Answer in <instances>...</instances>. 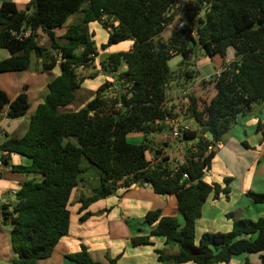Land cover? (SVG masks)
Here are the masks:
<instances>
[{
    "label": "trees",
    "instance_id": "1",
    "mask_svg": "<svg viewBox=\"0 0 264 264\" xmlns=\"http://www.w3.org/2000/svg\"><path fill=\"white\" fill-rule=\"evenodd\" d=\"M183 6L189 25L194 28L198 23L199 48L184 30L174 28L168 39L160 37ZM79 11L81 22L68 26L62 38L65 43L59 44L54 31ZM90 22H99L108 30L102 50L132 41L131 50L112 53L99 63L98 73L112 77L125 93L119 98L106 97L104 92L111 84L104 83L84 108L60 113L58 109L74 100L82 82L96 75H79L81 66L94 68L96 49L81 26ZM26 31L30 33L24 37ZM39 31L50 41L49 47L37 45ZM0 48L9 53L0 61V73L27 71L32 56L40 60L42 71L60 69L47 84L45 100L29 117L25 134L19 139L6 136L0 144L6 165L12 154L29 161L26 166H10L28 179L16 190L15 201L3 208L15 255L12 264H36L48 258L67 235L68 205L82 171L81 159L101 172L99 187L81 201L82 208L111 195L125 178L151 183L154 193L175 197L182 223L176 217L161 216L159 210L144 216L153 226L150 235L166 237L177 249L175 254L155 251L157 261L228 264L237 256L257 254L259 264H264V219L234 220L229 232L203 233L195 243V223L202 205L211 194L218 198L230 193L229 178L223 179V186L202 180L214 157V149L207 152V147L215 148L239 116L264 101V0H33L25 11L4 2L0 5ZM229 48L234 59L223 64L217 79L210 81L214 95L209 102L199 107L196 98L187 95L188 107L182 113L194 129L185 131L176 142H194L174 170L169 158L161 150L154 152L147 140L168 130L165 122L177 117L164 107L166 89L177 79L196 78L197 71L189 63L196 49L206 57H223ZM174 55L181 56L175 72L168 66ZM6 106L7 119L23 117L29 109L28 97L20 93L9 100L0 89V110ZM255 131L264 143L259 122ZM134 132L143 136L138 145L127 142V135ZM152 151L153 157L147 159ZM246 197L254 204H264V194L247 192ZM148 240L138 237L133 243L146 245ZM67 258L76 264H98L83 246Z\"/></svg>",
    "mask_w": 264,
    "mask_h": 264
},
{
    "label": "crops",
    "instance_id": "2",
    "mask_svg": "<svg viewBox=\"0 0 264 264\" xmlns=\"http://www.w3.org/2000/svg\"><path fill=\"white\" fill-rule=\"evenodd\" d=\"M32 1L0 0V5L9 2L13 3L18 11H25L27 5ZM81 20L82 13L80 11L71 14L61 27L62 29L55 33L57 42L64 44L65 40L62 38L66 28L80 23ZM92 23L95 26H101L107 31V35L108 30L99 22L86 24L85 32L89 39L95 43V32L90 30V28L95 27L91 25ZM168 26L172 27V25ZM36 42L38 46L43 48L49 47L50 44L48 38L41 35L40 31ZM121 45V49L115 52L111 50V46L102 50L100 46L94 45L96 49L93 62L94 68L96 69L97 62L99 67V63L110 54L127 52L132 49V41L122 42ZM80 51L79 49L77 52ZM233 52L229 48L225 56L220 59L207 57L198 61V67L208 66L207 64L210 63L217 68L213 71L208 66L206 71L202 69V73H199L200 70L195 69L197 71L195 81L194 79H178L175 81L177 83L175 86L174 82L169 84L166 89L164 107L171 110L180 121L189 122L190 127L194 129L193 122L182 114L188 106L187 95L194 96L199 107L204 103H208L214 95V90L213 85L207 79L220 71L223 64L233 61ZM8 57L9 53L0 48V61ZM31 66L33 67L31 68ZM59 73L58 66L49 71H42L40 60L37 62L34 56L31 57V65L27 71L0 73V89L5 92L8 99L12 100L18 94L25 93L29 102L27 114L16 119L5 117L7 106L0 110V144L6 136L19 139L25 134L29 126V117L34 113L36 106L46 98L48 93L47 84ZM94 78H101V83L89 84L88 88H91V90H87V80L85 79L79 88L80 91L78 92V89L75 91V98L72 101L74 107H77L74 103L78 99L81 100L82 105L86 106L100 85L115 83L112 77L102 73H97L94 77L87 79L93 81ZM184 82L187 83L185 87H183ZM201 83H204V85H201ZM77 92L81 94V97H77ZM87 92H93L88 100L85 97ZM72 102L62 107L63 109L59 108L58 111L65 113L81 109H72ZM253 115L256 118L250 122V127H244L243 119H237V125L229 130L227 134H224L216 145L217 150H214L210 168L204 172L202 180L207 184L217 183L223 186V179L229 178L232 180L229 184L230 193L228 197L221 194L218 198H213L212 194L209 195L202 205L200 217L195 223V243L198 242L203 233L229 232L234 220L247 219L254 221V219L257 220L262 217L264 219V204H254L246 197L247 192L264 194V143H262L261 134L255 131L256 125L251 126L259 122L264 128V101L253 109ZM140 138L135 137L136 142H131V144H140L142 142ZM147 140L149 145L153 147L154 152L158 149L162 151V154L164 152L170 154L168 158L173 167L175 166L173 161L183 162V155L178 153L179 149L181 148L184 151L185 145L188 146L194 142L178 143L173 141L168 130L148 136ZM225 150L228 153L227 164L223 161V156H226ZM153 151L147 154V159L151 160L154 155ZM7 160L9 165L13 167L29 165L27 159L16 154L8 156ZM10 166H5L0 170V205L2 202L12 204L15 200L10 192L18 190L23 182L28 179L24 175L12 171ZM80 168L82 171L77 177V184L71 193L68 205L70 219L67 235L55 246L52 254L48 257L49 261L40 263L45 260L42 259L37 261L36 264L69 263L71 260L67 258V255L78 252L81 246L86 249L89 258L98 264H110V260H115L114 264H172L171 262L161 263L157 261L155 251L175 254L176 247L167 243L164 236H151L153 226L145 222L144 216L149 211L159 210L161 216L176 217L182 223V218L177 212L175 197L173 195L156 194L152 187L143 185L145 182H136L132 181L131 178H125L117 183L116 189L111 195L91 202L85 208H82L81 201L88 199L92 195V191L99 187L101 172L85 159H81ZM7 231L10 233L8 222L2 221L0 223V250L10 244ZM138 237H149L148 244H134L133 240ZM237 257L233 258L228 264H251L249 260L255 261L250 256Z\"/></svg>",
    "mask_w": 264,
    "mask_h": 264
},
{
    "label": "rangeland",
    "instance_id": "3",
    "mask_svg": "<svg viewBox=\"0 0 264 264\" xmlns=\"http://www.w3.org/2000/svg\"><path fill=\"white\" fill-rule=\"evenodd\" d=\"M203 13V12H202ZM201 13V14H202ZM92 26H95V24L94 23H92L91 24ZM171 25H172V27L171 26H167L166 28H165V31L162 33V36H161V38L163 39V40H166V39H168L169 37L168 36H170L171 34H172V32H173V30H174V28H175V26L173 25V23H171ZM81 26H82V29L83 30H85V28H86V25H83V24H81ZM60 29H62V28H57L54 32L56 33V31H59ZM90 30L92 31H94L95 32V38H94V45H97L98 47L101 45V44H104V43H106V41H107V31L106 30H104L101 26H99V25H97V26H95V27H93V28H90ZM63 32H64V30H63ZM62 32V33H63ZM194 37V36H193ZM57 38V37H56ZM122 43H119V44H117V45H113V46H111V50L113 51V52H115L116 50H118V49H121L120 47L122 46L121 45ZM196 48H199V46H197ZM212 57H217L218 59H220L222 56H220L219 54H216V55H213ZM205 58H207L204 54H203V52H202V50L201 49H196L195 50V52L193 53V55H192V57L190 58V61H189V63H190V65H191V67L193 68V69H197V71H199V73H202V69H203V71H206L207 70V67L209 66V69L210 70H215L217 67H215L214 65H212V64H207L208 66H206V65H204V66H202V67H198V61H200V60H203V59H205ZM180 60H181V56L180 55H174V56H172L170 59H169V61H168V66H169V68L171 69V71H173V72H175V71H177L178 70V63L180 62ZM33 66H31V68H32ZM99 72V67H98V62H97V64H96V69L95 68H90V69H87V70H85L84 72L82 71V72H80L79 71V75H81V76H90V75H93V74H97ZM214 75V74H213ZM212 75V76H213ZM95 80H93V81H91L90 79H86L87 80V90H91V88L89 89L88 88V85L89 84H98V83H101V78H94ZM178 80V79H177ZM176 80V81H177ZM194 81H195V79H194ZM173 83V82H172ZM177 83H175L174 82V86L176 85ZM187 83H185L184 82V84H183V87H185V85H186ZM80 90L78 89V92H79ZM77 92V97H81V94L80 93H78ZM92 94H93V92L91 93H89V92H87V94H85V97L87 98V100L88 99H90V97L92 96ZM78 99V98H77ZM75 104V106H77V107H74L73 106V102H72V104H71V108L72 109H79V108H82V107H84L85 105L83 104H81V100L80 99H78L77 100V102H75L74 103ZM256 106H258V105H254L253 107H252V109H251V111L247 114V115H245V116H239L237 119H243V125H244V127H250L249 125H250V122L251 121H253L256 117L253 115V109L256 107ZM63 109V108H62ZM237 125V121H236V123L234 124V125H232V127H231V129L230 130H232L235 126ZM256 125V123L255 124H252L251 126H255ZM192 126H194V124H192ZM227 134V133H226ZM224 136V135H223ZM223 136H222V138H223ZM135 137H143L142 136V134H140V133H136V132H134V133H130V134H128L127 135V142H129L130 144H131V142H136V140H135ZM140 138V140L142 141L143 140V138L141 139ZM221 138V139H222ZM139 140V139H138ZM214 150L216 151L217 150V147L215 146V148H214ZM173 153H174V151H173ZM227 151L225 150V157L223 156V161L227 164L228 163V158H227ZM231 182H232V180H231ZM231 184V183H230ZM229 188H230V185H229ZM253 203V202H252ZM261 219H263V217L261 218ZM256 219H254V221H255ZM8 232V231H7ZM7 238L9 239V241H10V235H9V232L7 233ZM7 255L9 256L8 258H7ZM253 257V259H255V261L254 260H249V261H251V264H255V263H257V264H259V260H258V255L257 254H243L242 256H239V257H237V258H240V257ZM15 258V255L11 252V248H10V244L8 245V247L6 246L4 249H2V250H0V264H12V260ZM47 261H49V258L48 259H45V260H42L40 263H46ZM66 264H76V263H74L73 261H69V263L68 262H66Z\"/></svg>",
    "mask_w": 264,
    "mask_h": 264
},
{
    "label": "built area",
    "instance_id": "4",
    "mask_svg": "<svg viewBox=\"0 0 264 264\" xmlns=\"http://www.w3.org/2000/svg\"><path fill=\"white\" fill-rule=\"evenodd\" d=\"M186 9L185 7L183 6L180 11L178 12V14L175 16V19L173 20V25L175 26V29L181 31V30H184L186 31V33H188V31L192 30V26L189 25V22L186 20V13H185ZM29 31H26L23 36L24 37H27L29 36ZM190 36L193 37V34H189ZM93 56V55H92ZM85 70L87 69H84L82 66L80 67V72H84ZM219 72H216L212 77L208 78L207 81H213L214 79H217L218 75H219ZM125 93V90H122L117 84H111L107 87V89L105 90L104 94L106 97L110 96L112 98H119V96L121 94H124ZM119 107V105H118ZM188 107V106H187ZM186 107V108H187ZM186 108H185V111H186ZM183 114V113H182ZM186 115V114H184ZM166 124L168 125V131H169V136L170 138L173 140V141H179L183 135V133L185 131H192L193 129L190 127V124L189 122H182L179 120L178 117L176 118H171V119H168L166 121ZM189 145H185L184 146V151L180 148L179 149V154H183L187 149H188ZM214 149V146H208L207 147V152H210ZM164 157H169L170 154L164 152L163 155ZM174 163V167L173 169L175 170L176 167L181 164V163H178L176 161H173ZM5 166H8L5 164V161L3 159V156L1 155L0 156V170L5 167ZM10 166V165H9ZM8 166V167H9ZM184 178H186V175H184ZM10 195L13 197V199L15 200V195H16V190L14 191H11L10 192ZM7 206L9 205V203H5V202H2V204L0 205V223L3 221L4 222V216H3V208L4 206Z\"/></svg>",
    "mask_w": 264,
    "mask_h": 264
},
{
    "label": "water",
    "instance_id": "5",
    "mask_svg": "<svg viewBox=\"0 0 264 264\" xmlns=\"http://www.w3.org/2000/svg\"><path fill=\"white\" fill-rule=\"evenodd\" d=\"M197 26H198V23L196 21L195 22V27L192 30L188 31V34H193V36H194L193 37V41H194L196 47L199 46V35L197 34V29H196ZM196 183H197V180H195L193 182V184H196ZM143 185L144 186L148 185L149 187H152V184L151 183H147V182L143 183Z\"/></svg>",
    "mask_w": 264,
    "mask_h": 264
}]
</instances>
